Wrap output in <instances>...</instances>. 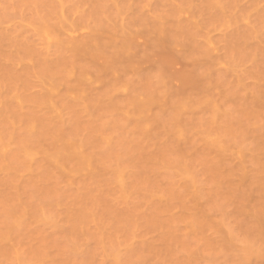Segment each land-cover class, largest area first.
Listing matches in <instances>:
<instances>
[{"label":"rangeland","instance_id":"374dc122","mask_svg":"<svg viewBox=\"0 0 264 264\" xmlns=\"http://www.w3.org/2000/svg\"><path fill=\"white\" fill-rule=\"evenodd\" d=\"M0 264H264V0H0Z\"/></svg>","mask_w":264,"mask_h":264}]
</instances>
